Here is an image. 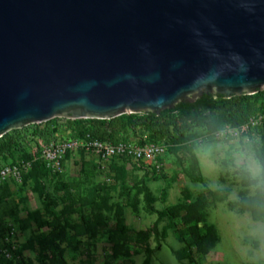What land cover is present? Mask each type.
I'll list each match as a JSON object with an SVG mask.
<instances>
[{
  "label": "water",
  "instance_id": "1",
  "mask_svg": "<svg viewBox=\"0 0 264 264\" xmlns=\"http://www.w3.org/2000/svg\"><path fill=\"white\" fill-rule=\"evenodd\" d=\"M264 91V0H0V138Z\"/></svg>",
  "mask_w": 264,
  "mask_h": 264
},
{
  "label": "rangeland",
  "instance_id": "2",
  "mask_svg": "<svg viewBox=\"0 0 264 264\" xmlns=\"http://www.w3.org/2000/svg\"><path fill=\"white\" fill-rule=\"evenodd\" d=\"M254 116L258 123L247 129L221 119L194 125L158 162L78 150L59 171L46 165L2 183L0 249L10 257L0 264H53L45 240L57 217L66 226L62 264H264V212L253 201L263 188L241 163L261 159L262 136L249 133L264 125V114ZM37 125L26 131H48ZM196 206L205 222L188 226L183 218ZM205 223L216 240L200 253L191 235Z\"/></svg>",
  "mask_w": 264,
  "mask_h": 264
},
{
  "label": "trees",
  "instance_id": "3",
  "mask_svg": "<svg viewBox=\"0 0 264 264\" xmlns=\"http://www.w3.org/2000/svg\"><path fill=\"white\" fill-rule=\"evenodd\" d=\"M261 112L264 114V91L253 95L225 96L221 94H204L194 103L181 102L172 109H167L161 114L133 113L123 114L112 119H64L59 123V118L42 123L47 130L34 128L33 133L26 131L29 126L8 132L0 138V159L11 156L16 152H23V160L32 161V166L23 178L28 177L32 169L43 171L46 164L41 159L33 160L31 153H27L30 146V137L49 138H86L108 141L113 144L135 142L139 145L147 143L163 144L167 148L174 146L179 138H183L187 131L194 125L209 124L213 120H230L238 126L248 123L251 116ZM41 124H38L39 127ZM49 126V127H47ZM257 133L262 136L261 141L256 143L261 147L260 157L264 160V125L253 129L250 136ZM135 138L136 140H132ZM256 205H261L264 212V188L253 199ZM248 207L251 203L243 202ZM57 217V216H56ZM58 222L53 225L52 231L45 240V246L52 252L53 264L64 263L61 254V244L66 240V226L62 219L57 217ZM188 226L198 225L205 222L201 209L197 206L190 209L187 217L183 218ZM2 225V224H1ZM205 231L201 234L192 233L191 240L198 247V251L208 250L216 240L215 230L204 224ZM1 229V227H0ZM6 257H0V262Z\"/></svg>",
  "mask_w": 264,
  "mask_h": 264
},
{
  "label": "built area",
  "instance_id": "4",
  "mask_svg": "<svg viewBox=\"0 0 264 264\" xmlns=\"http://www.w3.org/2000/svg\"><path fill=\"white\" fill-rule=\"evenodd\" d=\"M64 119L67 118H59V123H63ZM257 123L258 119L255 116H251L248 123L244 125V129L254 127ZM29 139V150L34 158L33 160H43L47 167L53 171H59L62 168V160L68 153L78 150H92L103 157H129L137 162L144 161L146 163L158 162L167 150L165 145L157 143L139 145L135 142L121 141L113 144L108 141L82 137L65 139L49 138L48 140H44L33 135ZM31 166L32 161L25 160L18 161L17 163L0 164V185L12 179L21 181L23 173L28 172ZM0 257L9 258V249H0Z\"/></svg>",
  "mask_w": 264,
  "mask_h": 264
},
{
  "label": "clouds",
  "instance_id": "5",
  "mask_svg": "<svg viewBox=\"0 0 264 264\" xmlns=\"http://www.w3.org/2000/svg\"><path fill=\"white\" fill-rule=\"evenodd\" d=\"M214 150V146H210L204 149L205 152L211 153ZM245 171L255 181L258 188H264V160L249 158L246 161L241 162Z\"/></svg>",
  "mask_w": 264,
  "mask_h": 264
}]
</instances>
